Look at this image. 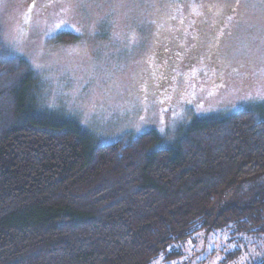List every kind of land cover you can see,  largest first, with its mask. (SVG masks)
Here are the masks:
<instances>
[{"label": "trees", "instance_id": "1", "mask_svg": "<svg viewBox=\"0 0 264 264\" xmlns=\"http://www.w3.org/2000/svg\"><path fill=\"white\" fill-rule=\"evenodd\" d=\"M40 89L23 59L0 60V264H149L196 232L264 235V104L192 118L168 143L103 144Z\"/></svg>", "mask_w": 264, "mask_h": 264}, {"label": "rangeland", "instance_id": "2", "mask_svg": "<svg viewBox=\"0 0 264 264\" xmlns=\"http://www.w3.org/2000/svg\"><path fill=\"white\" fill-rule=\"evenodd\" d=\"M6 57L34 72L40 106L95 142L168 143L192 118L264 104V0H0ZM231 232H196L149 264L257 263L264 235Z\"/></svg>", "mask_w": 264, "mask_h": 264}, {"label": "snow or ice", "instance_id": "3", "mask_svg": "<svg viewBox=\"0 0 264 264\" xmlns=\"http://www.w3.org/2000/svg\"><path fill=\"white\" fill-rule=\"evenodd\" d=\"M57 27H59V25H57Z\"/></svg>", "mask_w": 264, "mask_h": 264}, {"label": "flooded vegetation", "instance_id": "4", "mask_svg": "<svg viewBox=\"0 0 264 264\" xmlns=\"http://www.w3.org/2000/svg\"><path fill=\"white\" fill-rule=\"evenodd\" d=\"M193 18H194V16H193Z\"/></svg>", "mask_w": 264, "mask_h": 264}]
</instances>
